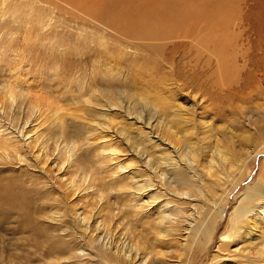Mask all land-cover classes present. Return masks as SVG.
Returning a JSON list of instances; mask_svg holds the SVG:
<instances>
[{"label": "bare ground", "instance_id": "1", "mask_svg": "<svg viewBox=\"0 0 264 264\" xmlns=\"http://www.w3.org/2000/svg\"><path fill=\"white\" fill-rule=\"evenodd\" d=\"M228 2L0 0V57L22 63L0 82V264H264V99L229 109L226 123L207 99L197 104V79L173 68L195 44L231 68L240 23L264 44V22ZM67 27L92 43L90 66L60 68L51 48L39 84L18 79L30 51L37 59ZM19 30L37 32L34 46L12 43ZM251 58L244 80L259 89L264 63Z\"/></svg>", "mask_w": 264, "mask_h": 264}, {"label": "rangeland", "instance_id": "2", "mask_svg": "<svg viewBox=\"0 0 264 264\" xmlns=\"http://www.w3.org/2000/svg\"><path fill=\"white\" fill-rule=\"evenodd\" d=\"M228 1L231 2L232 5H234L233 8H235V9L232 11L233 13L240 12V15L242 16L245 13H247L249 10L252 9L253 12L255 13V18H256L255 22H257V21L264 22V0H226V2H228ZM111 4H112V1H109L108 6ZM235 6H237V7H235ZM113 10H114V8H113ZM53 24H54V22L52 20V26H53ZM238 25H239V27L237 29L240 31L243 30L241 33V37L238 39L240 44L236 47L237 50H236V48H234L229 52L232 55V57L234 58V61H233L234 64H231V68L227 69L225 72L220 68V66L217 67L215 58L213 56H212V60L210 61L211 63L206 62V60H207V56H206L207 52L205 51V50H207L206 44H197V45L195 44V45L190 46L188 48H182L176 54L173 55L174 56V60H173L174 67L173 68H175L176 70L179 69L180 71L182 70V72L185 74V76H188V77L193 76V78L195 77L194 80L197 79L196 86L198 84V86L200 87V91H198V92L195 91L196 92L195 98L197 99V104H199L200 102H207L208 101L207 104L210 108H212V111L216 110L217 108L218 109L220 108V110L216 112L218 115V119H221L226 123L230 122L228 117L231 116V111H234L235 107H236V110H238L240 105L244 106V107H247V106L251 107L253 105L260 104L261 100L264 99V83L260 84L259 89H256L257 85H256V82H254V81H256L257 77H253V78L249 79L248 81L244 80L245 73L249 69H252V63L254 61H256V60H253L251 58L252 56L255 57L256 59H258L257 61L260 64L264 63L263 40L259 41L257 34L254 32H250L249 27H247V25L245 23H240ZM48 29H50V27L46 26V29L44 31L46 33H50L48 35H51V32H48ZM261 31L264 32V28ZM45 32L40 33V36L42 34H44ZM36 33L37 32H34L32 35L28 36L27 38H24L23 32L19 30L13 34V37L15 39L12 43L13 44H16V43L21 44L23 41L28 39L29 44L34 46L33 40L35 39ZM94 34L99 35L98 33H94ZM248 36H249L251 45L249 44L248 40L246 39V37H248ZM108 42L111 43L110 41H108ZM61 44H64V46H61ZM86 44L92 45V43L86 42L81 36L79 37V34L76 31V29H73V28L71 29L70 27L69 28L67 27L64 31V35H62V36L58 35V37L54 38L52 41H51V39H49L48 41H45L44 43H42V45L38 46L40 52L37 53L38 54L37 59H35L33 56L34 51L33 50L30 51L29 61L31 64L26 68L29 70V73L20 75V77H18V79L20 78V80H22L23 83L26 82L32 86L39 84L38 78L40 77V74H39L38 69L40 66H42V67L47 66L46 63H50L51 59L47 55V51H50L51 48L52 49L56 48L62 52V54L57 57V59L60 61V64L58 65V66H60V68H62L63 65H66V66L76 65L78 67H82V66L85 67V64H86V67L88 68L90 66L89 58L92 57V53L89 52L90 50L88 52H86V50H87ZM96 46L98 48V45H96ZM13 48L15 49V47H13ZM186 49H188V51H186ZM198 49L202 51V53L200 51V57L197 55ZM3 50H4L3 48L0 49V51H3ZM166 51H169V50H166ZM140 56H142V55H140ZM148 57L150 58V59H147L148 62H151V60H155L154 58H156V59L160 58L159 56H156V55H153V56L149 55ZM104 58H105V56L102 58V60ZM92 59H93V57H92ZM109 59H110V61H113V62L120 61L115 56H110ZM129 59H130V57H126L124 59L125 61H121L122 64L124 65V67H126V68L131 67L130 66L131 62H129L130 61ZM141 60H143V59H141ZM21 65H22L21 62H14L13 64H11L9 58L0 57V66H2V67H0V82H2V80H4L6 77H8V72L11 68L17 67L19 70ZM237 67H239V68H237ZM156 68H158V65L156 66ZM235 68L237 70L236 72H235ZM164 70H166V69H160L158 74H161ZM263 70L264 69H260V70L258 69L254 73L257 76L258 73H261ZM144 74H145V72H144ZM45 77L48 78L47 83H51L52 80L49 79V76L45 75ZM163 77H164L163 75H160V79H158L156 76V79H157V81L162 82V81H164ZM220 77L222 78L221 81H222L223 87H220V85H222L221 81H220V79H221ZM229 77H231V78H229ZM47 78H45L44 81ZM198 79H199V81H198ZM183 81L184 80L178 82V84L180 83L179 84L180 85V96L183 93L180 98L178 95V98L180 101L185 102L186 99L184 98V96L185 97L188 96L187 93L190 91V89H186V88L182 89L183 87H185L183 85V83H185V82H183ZM186 83H188V82L186 81ZM242 86H244L242 90H236L238 87H242ZM220 88H223V89H220ZM185 89L189 90V91H186ZM219 89L222 91H220ZM183 90L186 92H183ZM226 90L232 91V93L228 92ZM204 93H207L210 96V98L208 99L207 96L202 98ZM229 93L231 95V98L229 97L230 96ZM198 95H199V97L201 95V99L198 97ZM227 96L229 98H227ZM237 96H238V98H237ZM175 98H177V96H175ZM233 98H234V100L232 101ZM206 99H207V101H205ZM229 100L232 101L233 103H229L230 102ZM188 102H189V104H188ZM220 102H222V103H220ZM191 103H192L191 99H189L184 104L191 105ZM222 104L225 105V108H224V106H222ZM228 104H230L231 106ZM233 105H235V106H233ZM262 106L264 107V105H262ZM230 107H233V110ZM229 109H231V111ZM198 110H199L198 112L200 113V115L211 113V110L208 108H205V109L204 108H200V109L198 108ZM227 113H228V115H227ZM226 118H228V119H226ZM2 119H3V121H2ZM213 119H215V117ZM6 125H9V124L4 120V118H1L0 126H6ZM21 125L23 126V123H21V122L16 124V129H18V131H21V129L19 130V128H22ZM225 125L227 127H230V126L236 127L238 124H232L231 125V123H229V124H225ZM118 126L120 127V125H118ZM125 154L129 155L130 153L128 152ZM128 157H130V156H128ZM144 157H145V153L140 157V161L144 160ZM261 157H263V156H261ZM261 157H260V159L261 160L263 159L262 162H264V158H261ZM260 159H256L255 162H253V164L251 165L250 175L246 179V183L250 182V180L256 175V173L259 169ZM243 184H244V182L241 183V185H243ZM231 197H232V195H231ZM228 208H229V205L226 206V210H228Z\"/></svg>", "mask_w": 264, "mask_h": 264}]
</instances>
